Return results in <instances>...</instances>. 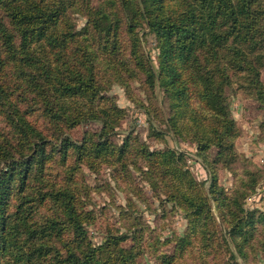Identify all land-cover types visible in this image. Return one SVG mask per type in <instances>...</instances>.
<instances>
[{
    "label": "trees",
    "instance_id": "trees-1",
    "mask_svg": "<svg viewBox=\"0 0 264 264\" xmlns=\"http://www.w3.org/2000/svg\"><path fill=\"white\" fill-rule=\"evenodd\" d=\"M72 14L85 19L82 28ZM148 35L155 58L144 47ZM263 68L264 0H0V264H137L147 231L139 222L109 232L106 253L90 239L83 166L110 167L117 178L135 170L184 211L188 228L161 264L196 246L197 264H249L264 252V211L244 208L261 173L248 172L229 193L219 169L234 171L239 158L227 89L264 106ZM136 81L151 95L161 91L164 123L197 147L241 262L186 152L152 150L132 131L116 141L127 112L110 90ZM91 120L102 129L81 143L63 137Z\"/></svg>",
    "mask_w": 264,
    "mask_h": 264
},
{
    "label": "rangeland",
    "instance_id": "rangeland-1",
    "mask_svg": "<svg viewBox=\"0 0 264 264\" xmlns=\"http://www.w3.org/2000/svg\"><path fill=\"white\" fill-rule=\"evenodd\" d=\"M71 17L79 23V29L84 26L85 19L79 14H72ZM144 47L146 52L155 58L157 51L154 48L153 35L146 36ZM262 77L264 80V68ZM140 82H133L129 88L117 85L110 90V94L127 112L120 128L117 129V134L114 135L116 141L122 143L125 136L132 131L152 150L169 146L179 152H186L188 167L199 181H205L213 212L230 240L209 191L212 176H209L207 166L197 154V147L190 141L178 139L164 123L158 106L168 118L169 104L161 91L157 90V97L154 93L151 95V90L145 87L143 81ZM227 93L232 115L241 130L236 140L239 158L232 167L234 171L228 168L219 169V185L232 193L239 181L248 182V172L260 171L261 179L254 192L245 200L244 208L264 211V106L245 91L228 88ZM147 107L151 108L148 113ZM101 129V122L91 120L67 130L63 137L69 136L81 143L87 132H99ZM215 152L216 147H212L210 157L213 158ZM83 173L85 182L91 188L88 209L94 217L93 223L88 226V235L96 247L103 253L108 252L106 241L109 232H129L139 222L147 227V231L141 249L144 254L138 258L137 264H161L163 253H174L177 239L183 236L188 228V219L181 208L165 201L163 199L165 196H157L149 183L142 180L141 175L135 170L129 173L130 178L127 174L123 178H117L118 175L114 176L115 171L107 166L99 172L83 166ZM230 243L237 255V261L241 262V257L231 240ZM194 248L197 249H192L188 255L178 258L174 264H197L198 256L203 252L199 246ZM249 264H264V252H259L256 257L253 253Z\"/></svg>",
    "mask_w": 264,
    "mask_h": 264
}]
</instances>
